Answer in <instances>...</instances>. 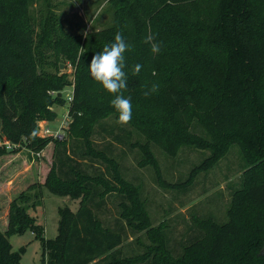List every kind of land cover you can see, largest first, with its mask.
<instances>
[{
    "label": "trees",
    "instance_id": "16d2710c",
    "mask_svg": "<svg viewBox=\"0 0 264 264\" xmlns=\"http://www.w3.org/2000/svg\"><path fill=\"white\" fill-rule=\"evenodd\" d=\"M32 4L0 0V138L15 145H0V156L22 147L40 153L53 144L52 164L39 190L47 186L70 194L80 205L76 211L60 206L58 234L47 238L27 206L29 193L37 187L30 184L11 200L7 227H0V264H21L25 247L14 250L10 236L29 228L41 237V264H264V0L121 2L112 33L90 35L79 59L69 55L75 72L67 138L38 132V120H53V106L67 103L63 94L51 92L72 81L39 71ZM56 20L55 13L48 12L40 24L50 30ZM117 32L131 45L123 69L127 87L121 90L133 104V118L126 124L170 154L181 144L209 151L186 180L171 183L145 147L156 161L158 182L187 188L233 144L239 145L245 160L228 219L194 216L197 233L182 243L179 253L170 246L166 224L151 226L141 185L126 178L118 159L92 139L102 120L113 117L120 122L111 104L115 94L89 71L92 56ZM154 43L158 51L152 50ZM168 53L173 55L169 59ZM85 159L100 164L91 172L82 167ZM112 196L119 200L121 219L113 226L99 215ZM127 228L146 229L152 243L143 252L125 254Z\"/></svg>",
    "mask_w": 264,
    "mask_h": 264
},
{
    "label": "rangeland",
    "instance_id": "374dc122",
    "mask_svg": "<svg viewBox=\"0 0 264 264\" xmlns=\"http://www.w3.org/2000/svg\"><path fill=\"white\" fill-rule=\"evenodd\" d=\"M33 0L31 11L36 19L34 45L37 54L39 71L48 76L62 75L72 81L63 90H54L55 95L61 92L66 98L72 94L75 66L69 55L79 59L81 51L85 52L86 39L109 35L119 15L118 7L124 0ZM54 12L57 20L55 28H44L40 20ZM154 39V30L149 31ZM161 37L164 38L162 35ZM160 36L157 41L162 38ZM78 43V45H77ZM83 47V49L81 48ZM100 48L99 50H102ZM169 56H173L168 53ZM173 89V88H172ZM57 116L53 120H38V130L42 132L45 125L61 138L69 135V100L64 105H54ZM43 128H42V127ZM197 127V126H196ZM194 128V130L196 129ZM57 136V137H59ZM92 139L97 147L108 149L120 162L123 175L135 184L141 185L142 196L152 218L151 226L166 224L169 243L173 250L182 251V243L190 240L197 233L194 216L213 214L218 221H226L228 209L232 202L235 188L241 187L245 160L238 144H233L229 152L207 172L200 173L192 185L187 188H176L169 184L162 185L157 180L153 159L145 151L148 147L156 158L166 182L184 181L189 176L191 168L209 154L208 150L181 144L175 154H170L144 133L138 132L131 125L118 122L109 117L102 120L96 128ZM144 144V147L142 145ZM53 144L42 152L36 153L27 147L10 151L0 156V227L5 229L8 224L9 204L30 184L37 187L30 192L27 206L37 222L44 228L43 235L54 238L59 229V207L70 206L76 211L80 205L78 197L70 194H60L49 187L40 184L47 178V172L52 164ZM82 166L88 171H94L97 162L85 159ZM105 167V164H103ZM38 191V199L34 194ZM118 198L112 196L108 208L99 213L107 224L113 226L119 218ZM120 219V218H119ZM121 220V219H120ZM14 250L25 247L21 264H41L43 246L41 237L27 229L22 233L10 236ZM152 239L146 229L133 232L126 229V238L122 249L125 254L143 252Z\"/></svg>",
    "mask_w": 264,
    "mask_h": 264
},
{
    "label": "clouds",
    "instance_id": "9594fccd",
    "mask_svg": "<svg viewBox=\"0 0 264 264\" xmlns=\"http://www.w3.org/2000/svg\"><path fill=\"white\" fill-rule=\"evenodd\" d=\"M151 39V38H149ZM131 45L124 36L117 32L114 40L106 43L101 51L95 52L89 62L90 75L99 82L104 89L115 95L111 104L118 112L120 122H128L133 118V104L130 96L124 95L121 90L127 87V76L124 69L125 52ZM83 49V47H81ZM152 50L158 51V45L152 44ZM84 51H81V55ZM139 69V65H137Z\"/></svg>",
    "mask_w": 264,
    "mask_h": 264
},
{
    "label": "built area",
    "instance_id": "2783aa9c",
    "mask_svg": "<svg viewBox=\"0 0 264 264\" xmlns=\"http://www.w3.org/2000/svg\"><path fill=\"white\" fill-rule=\"evenodd\" d=\"M71 99H72V94L68 96V100L70 101ZM69 121H70V117H69ZM53 133H54L53 130L47 125L44 126V128L42 129V132H39L41 136H49V135H53ZM56 136H59V135L56 134ZM0 145H5L7 148H10V149L15 146L14 144H12L9 140L5 138H0Z\"/></svg>",
    "mask_w": 264,
    "mask_h": 264
},
{
    "label": "water",
    "instance_id": "95a60500",
    "mask_svg": "<svg viewBox=\"0 0 264 264\" xmlns=\"http://www.w3.org/2000/svg\"><path fill=\"white\" fill-rule=\"evenodd\" d=\"M59 95H62V93H61V92H59Z\"/></svg>",
    "mask_w": 264,
    "mask_h": 264
}]
</instances>
